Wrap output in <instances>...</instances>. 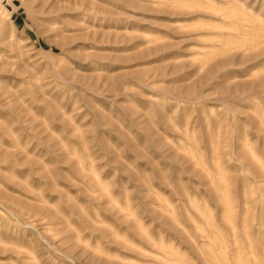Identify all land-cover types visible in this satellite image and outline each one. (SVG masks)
I'll use <instances>...</instances> for the list:
<instances>
[{"label":"rangeland","instance_id":"374dc122","mask_svg":"<svg viewBox=\"0 0 264 264\" xmlns=\"http://www.w3.org/2000/svg\"><path fill=\"white\" fill-rule=\"evenodd\" d=\"M0 264H264V0H0Z\"/></svg>","mask_w":264,"mask_h":264},{"label":"bare ground","instance_id":"6f19581e","mask_svg":"<svg viewBox=\"0 0 264 264\" xmlns=\"http://www.w3.org/2000/svg\"><path fill=\"white\" fill-rule=\"evenodd\" d=\"M46 1V0H45ZM38 2V1H37ZM40 3V2H39ZM60 5V4H59ZM32 6V5H31ZM35 9H36V7H35ZM39 9H40V7H39ZM40 11V10H39ZM35 14V13H34ZM250 59V58H249ZM251 60H252V58H251ZM239 64V63H238ZM244 65V64H243Z\"/></svg>","mask_w":264,"mask_h":264}]
</instances>
